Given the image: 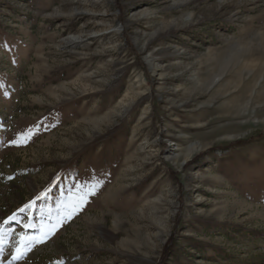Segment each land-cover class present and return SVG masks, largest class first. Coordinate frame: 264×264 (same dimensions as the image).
<instances>
[{"label": "rangeland", "instance_id": "1", "mask_svg": "<svg viewBox=\"0 0 264 264\" xmlns=\"http://www.w3.org/2000/svg\"><path fill=\"white\" fill-rule=\"evenodd\" d=\"M263 91L264 0H0V264H264Z\"/></svg>", "mask_w": 264, "mask_h": 264}, {"label": "snow or ice", "instance_id": "2", "mask_svg": "<svg viewBox=\"0 0 264 264\" xmlns=\"http://www.w3.org/2000/svg\"><path fill=\"white\" fill-rule=\"evenodd\" d=\"M33 132L29 129L26 132H22L18 135L16 140H13L12 143H26ZM42 196L46 197V193H42ZM39 199V197L37 198ZM86 202V196H79L77 197L69 206V209L65 212V215L62 217H58L55 224L52 225H42L41 226V233L39 236H25L24 234L21 235V240L19 245L16 248V255L15 259H22L26 252L30 251L34 244L44 243L46 242L51 236H53L58 227H60L65 220L70 219L72 215L75 214L76 211L80 210L82 205ZM36 204V201H32L29 204L25 205L24 208L20 209V211H28L32 209ZM17 217L15 215L9 217V220H15ZM25 228H34L36 227L35 224L27 223L24 225ZM4 226L0 225V251H3V244L5 243L4 240ZM57 264H63L62 261H57Z\"/></svg>", "mask_w": 264, "mask_h": 264}, {"label": "bare ground", "instance_id": "3", "mask_svg": "<svg viewBox=\"0 0 264 264\" xmlns=\"http://www.w3.org/2000/svg\"><path fill=\"white\" fill-rule=\"evenodd\" d=\"M61 42H62L63 46L67 47V46L77 45L78 40L76 39L75 36L71 35V36H67V38H64ZM258 97L264 98V91L259 93ZM249 102L250 101L248 100L247 103H245V105H244L245 109H246V107H248Z\"/></svg>", "mask_w": 264, "mask_h": 264}]
</instances>
